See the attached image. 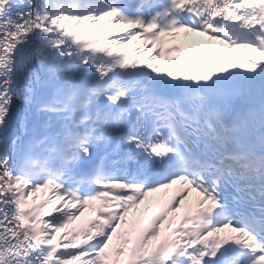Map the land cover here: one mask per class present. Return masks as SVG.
Returning a JSON list of instances; mask_svg holds the SVG:
<instances>
[{"label": "snow or ice", "instance_id": "1", "mask_svg": "<svg viewBox=\"0 0 264 264\" xmlns=\"http://www.w3.org/2000/svg\"><path fill=\"white\" fill-rule=\"evenodd\" d=\"M0 264H264V0H0Z\"/></svg>", "mask_w": 264, "mask_h": 264}, {"label": "bare ground", "instance_id": "2", "mask_svg": "<svg viewBox=\"0 0 264 264\" xmlns=\"http://www.w3.org/2000/svg\"><path fill=\"white\" fill-rule=\"evenodd\" d=\"M191 42V41H208V39H206L205 37H203V36H197V35H193V36H190V37H188V38H186L185 40H184V43L185 42ZM209 43H211V44H213V45H216V43L217 42H209ZM253 55L256 57V58H260L259 57V54H255V53H253ZM230 57L232 58V59H234V60H236L237 62H243L244 61V55L242 56V57H236V56H234L233 54H230ZM38 198H44V197H42V196H35V200L36 199H38Z\"/></svg>", "mask_w": 264, "mask_h": 264}, {"label": "rangeland", "instance_id": "3", "mask_svg": "<svg viewBox=\"0 0 264 264\" xmlns=\"http://www.w3.org/2000/svg\"><path fill=\"white\" fill-rule=\"evenodd\" d=\"M100 23H101V25H103V24H104V22H103V21H101ZM94 29H95V28H94Z\"/></svg>", "mask_w": 264, "mask_h": 264}]
</instances>
